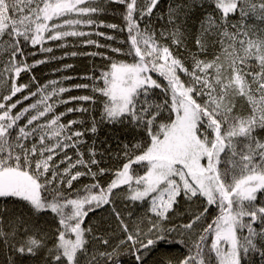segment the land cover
<instances>
[{"label": "snow or ice", "instance_id": "6c2138e0", "mask_svg": "<svg viewBox=\"0 0 264 264\" xmlns=\"http://www.w3.org/2000/svg\"><path fill=\"white\" fill-rule=\"evenodd\" d=\"M69 37L90 84L22 82ZM0 264H264V0H0Z\"/></svg>", "mask_w": 264, "mask_h": 264}, {"label": "trees", "instance_id": "16d2710c", "mask_svg": "<svg viewBox=\"0 0 264 264\" xmlns=\"http://www.w3.org/2000/svg\"><path fill=\"white\" fill-rule=\"evenodd\" d=\"M105 21L107 23H120L118 13L116 16H113L112 14H109L108 16L104 17ZM85 32L92 31V29L84 28ZM102 31L109 32L110 34L117 35L118 40H123L126 37L125 34H119V33H113L110 29H101ZM93 39L100 40L101 43H109L112 44L113 47L121 46L118 42H112V41H104L103 38L93 36ZM83 37H69L66 39V41H52L48 42L46 46H51L54 49V52L52 54H44L40 53L36 55L35 57H31L29 59V63H31L33 60H39V59H45L46 56H55L56 59H50L47 63L40 64L36 66L31 73L25 74L22 73V82L27 83L31 79L32 76H35V80L39 85H45L49 81L52 80H58L61 81V84L59 86H63L66 88L72 87L76 84H83V83H91V80L84 79V77H89L92 75H99L100 71L105 66V61L101 59L100 57H91L88 55H83L82 53H90L94 51H107L106 49H96L95 47L89 45L84 46L82 44ZM66 43L67 47H58L59 44ZM78 52L81 53L77 56H64L66 52ZM61 57H64L63 59H60ZM66 64L72 65L71 68H68L66 70H57V69H63V66ZM63 77H72V79L64 80ZM32 91H36V85L33 84ZM90 94L89 89H83V88H72L70 92H65L63 94L64 99H68L70 96H81V95H88ZM31 101H25V104L29 103ZM79 106L78 102L72 101L69 104H61L57 107V112H63L68 107H77ZM80 117L79 113H69L67 116H65L63 119L70 120V119H78ZM119 135V133H116L113 131L112 128L108 126L102 127L99 132L96 134L95 137L89 136L87 137L88 144L91 145L93 142V139H95V146L98 152H103L105 148H108L109 145L111 146V149L113 150L110 153L105 154L104 159V166H107L110 161L108 159L109 156H113V160L111 161V166L113 169H115L116 164L114 162V152L118 150L117 141L114 137ZM106 141V143H105ZM69 155H72L73 158H75L73 150L69 149ZM110 179V176H106L104 178V181L107 182ZM90 179L86 177H82L80 184H87L90 183ZM80 186V185H77ZM174 254V250L171 253L166 252H160L157 253L155 256H153V260H158L161 257L165 255H171Z\"/></svg>", "mask_w": 264, "mask_h": 264}]
</instances>
